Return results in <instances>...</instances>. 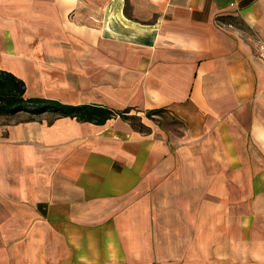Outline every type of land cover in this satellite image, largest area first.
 <instances>
[{
  "label": "crops",
  "instance_id": "obj_1",
  "mask_svg": "<svg viewBox=\"0 0 264 264\" xmlns=\"http://www.w3.org/2000/svg\"><path fill=\"white\" fill-rule=\"evenodd\" d=\"M258 39L264 0H0L25 96L146 126L0 115V264H264Z\"/></svg>",
  "mask_w": 264,
  "mask_h": 264
},
{
  "label": "trees",
  "instance_id": "obj_2",
  "mask_svg": "<svg viewBox=\"0 0 264 264\" xmlns=\"http://www.w3.org/2000/svg\"><path fill=\"white\" fill-rule=\"evenodd\" d=\"M24 88L25 85L21 78L9 70L0 68V115L12 114L17 110H25L30 114L51 111L58 115H67L95 123H103L109 117L119 115L128 119L131 125L138 130H146V126L140 121L132 106L114 109L94 102L67 103L42 96H25ZM162 111L164 108H152L145 110L144 115L152 118L151 114H159ZM135 118L137 121H133Z\"/></svg>",
  "mask_w": 264,
  "mask_h": 264
},
{
  "label": "built area",
  "instance_id": "obj_3",
  "mask_svg": "<svg viewBox=\"0 0 264 264\" xmlns=\"http://www.w3.org/2000/svg\"><path fill=\"white\" fill-rule=\"evenodd\" d=\"M254 53L264 62V40L258 39L255 47H254Z\"/></svg>",
  "mask_w": 264,
  "mask_h": 264
},
{
  "label": "rangeland",
  "instance_id": "obj_4",
  "mask_svg": "<svg viewBox=\"0 0 264 264\" xmlns=\"http://www.w3.org/2000/svg\"><path fill=\"white\" fill-rule=\"evenodd\" d=\"M132 112V111H131ZM155 116L153 115L152 118H154ZM159 117H160V120H163V122H173L172 120H170V118L163 112L159 113ZM133 121H137V119L135 118Z\"/></svg>",
  "mask_w": 264,
  "mask_h": 264
}]
</instances>
